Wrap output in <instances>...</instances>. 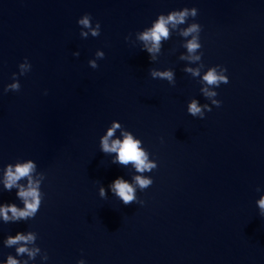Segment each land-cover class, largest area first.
Returning a JSON list of instances; mask_svg holds the SVG:
<instances>
[{
  "label": "water",
  "instance_id": "1",
  "mask_svg": "<svg viewBox=\"0 0 264 264\" xmlns=\"http://www.w3.org/2000/svg\"><path fill=\"white\" fill-rule=\"evenodd\" d=\"M183 8L197 16L169 25L149 54L140 34ZM86 13L99 36L78 24ZM193 22L201 49L190 54L192 37L180 33ZM25 58L31 68L20 75ZM216 65L228 83L207 86ZM196 68L199 76L185 71ZM13 73L20 89L4 92ZM193 100L204 118L188 113ZM113 122L110 142L132 134L156 169L139 173L101 150ZM28 160L41 204L26 219L0 217V264H264V0H0V206L24 208L4 180L8 165ZM138 175L152 184L142 190ZM116 178L136 201L110 190ZM17 233L35 240L7 246ZM20 246L39 251L17 255Z\"/></svg>",
  "mask_w": 264,
  "mask_h": 264
},
{
  "label": "clouds",
  "instance_id": "2",
  "mask_svg": "<svg viewBox=\"0 0 264 264\" xmlns=\"http://www.w3.org/2000/svg\"><path fill=\"white\" fill-rule=\"evenodd\" d=\"M197 16L196 8H183L179 11H172L166 17L164 15H160L156 22L153 24L152 28L142 32L140 34V39L148 42L151 41L152 47L147 48L146 51L151 54L153 52L159 51V45L161 42V38L167 39L169 37V25L172 28H176L178 25H183L187 22L188 18H195ZM90 14H84L82 18L78 20V24L83 28L88 29L93 37H97L100 34V24L99 22L95 23V26L91 23ZM201 31V26L198 23H191L186 28H184L180 35L184 37L191 36L192 38L187 41L185 47L190 54L196 53L199 49H201V44L199 42V33ZM195 34V35H194ZM81 36L87 37L88 33L81 32ZM97 59H103L104 53L97 51L96 53ZM182 59L189 57H181ZM191 60L197 61L200 60L201 57L198 55H191ZM19 65L20 75H24L28 71H30L31 65L27 62ZM88 64L91 68L95 69L98 67L96 60H89ZM217 67L220 65H216L208 68L206 73L203 75L202 80L207 86L219 87L220 84L228 83V77L225 75L227 71L223 66L220 67V71H217ZM185 71L191 72L194 76L200 75V69H185ZM151 76L153 78L159 77L160 79H166L169 81L173 80V74L170 71H151ZM13 83L7 85L4 88V92L11 91H19L20 84L17 79V74L13 73L12 75ZM201 91L208 98L216 97L217 92L209 90V87H203ZM212 104L219 107L220 101L217 99L212 100ZM207 111H211V108L208 105L203 106ZM187 111L192 116L199 115L204 118V112L201 109V106L198 105L197 101L193 100L188 104ZM120 128V125L116 122H113L112 127L108 129L105 136L101 138V150L105 153H116L114 163H120L122 165H128L131 163L137 172H151L156 169L157 164L148 159V154L142 149L141 142L138 139H134L133 135L128 132H122L123 139H115L111 140L110 138L114 135L115 130ZM36 165L28 160L25 163H17L14 167L12 165H8L5 171V180L4 187L7 190H11L13 187H17L19 190L17 192V196L23 201L24 208L18 209L15 205H6L0 206V217H3L5 221L10 219L8 213H11V219H26L28 217L34 216L35 213L39 210L41 204V193L39 191L40 181L34 180L32 178V174L35 171ZM22 178H27L28 186L25 188L24 186L18 184ZM133 180L136 185H138L142 190L149 187L152 184V179L143 177V176H135ZM110 190L120 199V201L124 205L131 204L136 201L135 189L131 184L127 181L116 178L111 185L109 186ZM101 197H105V190L103 188L100 189ZM139 203H143V201H139ZM257 205L260 209V215L264 218V196H262L258 201ZM35 240V236L32 233L27 235H21L17 233L14 237H9L6 241L7 246L16 245L19 242H24V244L33 243ZM39 251V249H28L25 246H20L16 249L17 255L27 253L30 258H33L35 254ZM7 264H19V262L12 258L11 256L7 259ZM77 264H85L84 260H78Z\"/></svg>",
  "mask_w": 264,
  "mask_h": 264
}]
</instances>
